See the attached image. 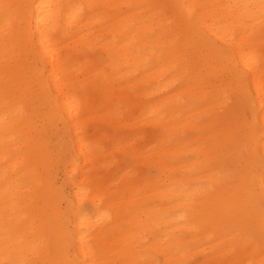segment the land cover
<instances>
[{
	"label": "bare ground",
	"instance_id": "bare-ground-1",
	"mask_svg": "<svg viewBox=\"0 0 264 264\" xmlns=\"http://www.w3.org/2000/svg\"><path fill=\"white\" fill-rule=\"evenodd\" d=\"M0 2V264L264 261L260 0Z\"/></svg>",
	"mask_w": 264,
	"mask_h": 264
},
{
	"label": "snow or ice",
	"instance_id": "snow-or-ice-1",
	"mask_svg": "<svg viewBox=\"0 0 264 264\" xmlns=\"http://www.w3.org/2000/svg\"><path fill=\"white\" fill-rule=\"evenodd\" d=\"M21 7H26V6L12 5V4L0 2V10H3L5 12V15H8L11 12V10H13L15 8H21ZM228 7H232V6L229 5ZM245 7L258 8L259 12H260L261 19L264 20V0H260L259 5H246ZM5 35H7V33ZM236 119H237V125H238V127H237V138H238V141L240 143H243L248 133H247L246 129L242 125H240V123H239L240 118H239L238 114L236 116ZM140 241L143 242L141 246L145 247V248L150 243V241H144L142 235L139 236L138 240H136L134 242H140ZM261 243H262V245H264V203H262V205H261ZM10 264H15V262H10ZM261 264H264V261H262Z\"/></svg>",
	"mask_w": 264,
	"mask_h": 264
}]
</instances>
